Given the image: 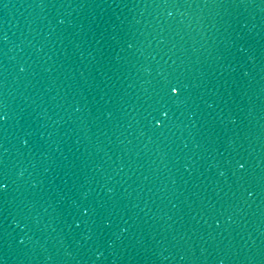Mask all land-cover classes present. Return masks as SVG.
Instances as JSON below:
<instances>
[{
    "label": "water",
    "instance_id": "obj_1",
    "mask_svg": "<svg viewBox=\"0 0 264 264\" xmlns=\"http://www.w3.org/2000/svg\"><path fill=\"white\" fill-rule=\"evenodd\" d=\"M264 130V0H240Z\"/></svg>",
    "mask_w": 264,
    "mask_h": 264
}]
</instances>
